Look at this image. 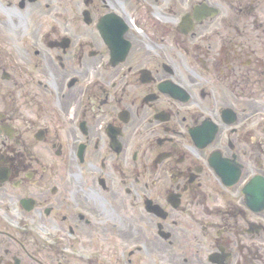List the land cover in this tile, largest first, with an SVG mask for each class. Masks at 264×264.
<instances>
[{
  "label": "flooded vegetation",
  "instance_id": "flooded-vegetation-1",
  "mask_svg": "<svg viewBox=\"0 0 264 264\" xmlns=\"http://www.w3.org/2000/svg\"><path fill=\"white\" fill-rule=\"evenodd\" d=\"M0 264H264V0H0Z\"/></svg>",
  "mask_w": 264,
  "mask_h": 264
}]
</instances>
